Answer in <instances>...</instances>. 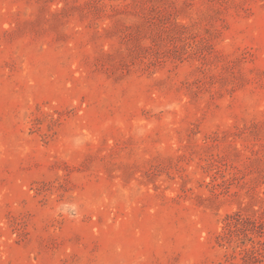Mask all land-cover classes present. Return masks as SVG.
<instances>
[{"label": "rangeland", "instance_id": "374dc122", "mask_svg": "<svg viewBox=\"0 0 264 264\" xmlns=\"http://www.w3.org/2000/svg\"><path fill=\"white\" fill-rule=\"evenodd\" d=\"M0 264H264V0H0Z\"/></svg>", "mask_w": 264, "mask_h": 264}, {"label": "trees", "instance_id": "16d2710c", "mask_svg": "<svg viewBox=\"0 0 264 264\" xmlns=\"http://www.w3.org/2000/svg\"><path fill=\"white\" fill-rule=\"evenodd\" d=\"M250 251L252 252V253H261L262 251H260V249L258 248V247H255V246H253L252 248H250Z\"/></svg>", "mask_w": 264, "mask_h": 264}]
</instances>
